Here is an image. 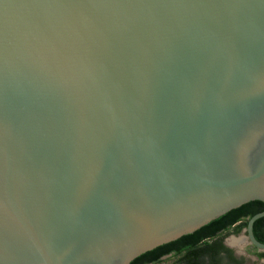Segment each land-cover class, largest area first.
<instances>
[{
	"label": "water",
	"instance_id": "1",
	"mask_svg": "<svg viewBox=\"0 0 264 264\" xmlns=\"http://www.w3.org/2000/svg\"><path fill=\"white\" fill-rule=\"evenodd\" d=\"M255 198L264 0H0V264H127Z\"/></svg>",
	"mask_w": 264,
	"mask_h": 264
},
{
	"label": "trees",
	"instance_id": "2",
	"mask_svg": "<svg viewBox=\"0 0 264 264\" xmlns=\"http://www.w3.org/2000/svg\"><path fill=\"white\" fill-rule=\"evenodd\" d=\"M263 206L264 203L260 199H249L208 220L190 232L137 254L132 260L140 256L152 258L162 251L173 249L178 254L176 259L183 260L186 264L215 263L219 260L216 249L219 242L216 239L217 234L228 228L238 230L242 225H245L246 218L251 213ZM252 232L258 240L264 242V215L254 219ZM262 253L264 254V252Z\"/></svg>",
	"mask_w": 264,
	"mask_h": 264
},
{
	"label": "flooded vegetation",
	"instance_id": "3",
	"mask_svg": "<svg viewBox=\"0 0 264 264\" xmlns=\"http://www.w3.org/2000/svg\"><path fill=\"white\" fill-rule=\"evenodd\" d=\"M245 225H242L238 230L234 228H228L226 230H222L217 234L216 239L219 241L217 243V255L219 256V260L215 263L210 264H247V259L252 262V264H260V260L264 258V250L258 249L254 245L249 242L245 244H235L231 245L224 241V237L226 233L231 232L236 234L242 231V237L244 238V228ZM258 229V228H257ZM241 239V238H240ZM239 239V241H240ZM247 241V240H246ZM220 243V244H219ZM137 256V255H136ZM178 256L177 253L174 252L173 249H168L166 251H162L157 254L155 257L146 258V256H140L134 258L132 261L129 260L127 264H157L161 260ZM186 264L183 260H175L174 264ZM173 264V263H172Z\"/></svg>",
	"mask_w": 264,
	"mask_h": 264
},
{
	"label": "rangeland",
	"instance_id": "4",
	"mask_svg": "<svg viewBox=\"0 0 264 264\" xmlns=\"http://www.w3.org/2000/svg\"><path fill=\"white\" fill-rule=\"evenodd\" d=\"M242 231L233 234L231 232L226 233L225 237H224V241L231 244L232 246L235 244H245L247 241L245 238L242 237ZM241 238V239H240ZM240 239V241H239ZM176 256H172L166 259L161 260L159 263L157 264H174L175 260H176ZM247 264H252V262L250 260L247 259ZM176 264V263H175ZM260 264H264V258L260 260Z\"/></svg>",
	"mask_w": 264,
	"mask_h": 264
}]
</instances>
